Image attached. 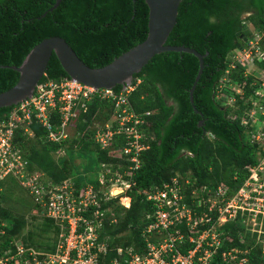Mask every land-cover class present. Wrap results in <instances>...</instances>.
<instances>
[{
    "label": "built area",
    "instance_id": "obj_1",
    "mask_svg": "<svg viewBox=\"0 0 264 264\" xmlns=\"http://www.w3.org/2000/svg\"><path fill=\"white\" fill-rule=\"evenodd\" d=\"M248 28L247 37L225 57L214 97L230 107L227 99L243 97L239 122L255 145L253 162L236 187L224 181L196 184L188 173L175 172L141 191L150 209L137 239L128 245L109 246L99 233L104 224L116 221L111 200L128 207L133 172L152 139L145 131L149 111H135L128 100L139 79L114 90L69 77L45 78L29 96L11 105L0 117V180L14 178L30 196L33 211L50 219L56 233L50 250L15 238L2 247L1 222L0 264H209L215 256L220 264H249L255 246L264 255V27ZM231 70L238 71L240 79L231 77ZM95 100L105 104L102 111L108 109L107 117L96 119V108L85 128L77 130L75 122L84 121L81 115ZM33 125L42 129L43 141L58 145L52 152L55 159L65 155L64 141L83 138L105 151L109 160L99 162L88 175L91 179L77 183L70 175L53 181L43 171L29 168L27 154L15 140L16 132L33 137ZM115 189L119 191L114 193Z\"/></svg>",
    "mask_w": 264,
    "mask_h": 264
},
{
    "label": "trees",
    "instance_id": "obj_2",
    "mask_svg": "<svg viewBox=\"0 0 264 264\" xmlns=\"http://www.w3.org/2000/svg\"><path fill=\"white\" fill-rule=\"evenodd\" d=\"M53 1L0 0V65L18 66L34 44L55 35L62 37L87 66L98 67L146 35L147 7L143 0H60L51 11H46ZM250 6L255 7V12L243 18L242 14ZM263 8L264 0L179 1L175 23L165 43L188 46L201 54L206 51L191 92V105L200 114L192 109L188 99L187 90L198 67L192 54L159 52L132 75V83L136 79L139 81L128 93V100L135 111H149L145 131L152 139L139 155L140 164L132 175L133 185L127 190L130 196L128 207L110 201L116 221L104 224L99 233L101 240L106 236L109 246L135 242L144 215L150 209L141 191L160 184L175 172L188 173L196 184L213 185L224 181L236 187L243 178L245 167L253 162L255 147L246 139L244 127L239 122V109L221 105L214 97V85L226 66L225 57L242 43L243 37H247L248 27H264ZM44 11L43 16L36 18ZM244 19L249 23L243 24ZM229 75L240 79L236 70H231ZM17 76L15 70L0 67V91L13 85ZM63 77L67 75L51 52L39 81ZM113 89H120V85ZM243 90L247 91L245 87ZM242 98L237 95L235 100L240 107H244ZM104 105L93 101L88 111L81 115L84 121L78 119L75 128L82 131L96 108V119L101 121L107 117L108 109L106 113L102 111ZM10 107H1L0 117ZM200 119L203 125H197ZM32 129L33 137L26 138L16 132L15 140L26 152L29 168L43 171L53 181L75 175L78 183L93 177L88 176L87 171L83 172L84 175L73 172L66 151H88L98 162L109 160L105 151L83 138L64 141L65 155L55 159L52 152L58 145L43 141L40 127L33 125ZM232 175H235L234 180ZM1 222L4 229L1 246L4 247L10 238L19 237L25 221L20 216L11 217L8 209L0 206ZM42 223L47 227L44 232L56 233L50 219L43 217ZM25 235L28 237L32 233L26 232ZM25 235L20 236L21 242L29 245L25 242ZM53 242L54 238L44 249L50 250ZM180 250L184 252V248ZM248 258L249 264L264 263V255L260 254L258 246L250 250ZM209 264H220L218 257L215 256Z\"/></svg>",
    "mask_w": 264,
    "mask_h": 264
},
{
    "label": "water",
    "instance_id": "obj_3",
    "mask_svg": "<svg viewBox=\"0 0 264 264\" xmlns=\"http://www.w3.org/2000/svg\"><path fill=\"white\" fill-rule=\"evenodd\" d=\"M59 1L54 0L46 11H51ZM143 1L147 7L145 37L102 66H87L76 56L62 37L55 35L42 38L34 44L18 66L0 65V67H8L18 73L15 83L9 88L0 91V108L14 105L31 94L44 73L51 52L54 53L61 68L67 77L71 78V81L75 80L91 87L103 88H113L119 84L121 90L125 88L124 85L132 81V75L138 72L154 54L162 51L190 53L196 57L198 63L193 81L187 90L191 105V92L201 72L202 58L206 51L204 50V53L201 54L188 46L165 43V39L175 23L177 5L180 0ZM44 13L45 11L36 18L43 16ZM242 39L244 40V37ZM191 106L195 112L199 113L193 105ZM201 122L202 119L198 120L197 125H200ZM253 147H255L254 144Z\"/></svg>",
    "mask_w": 264,
    "mask_h": 264
},
{
    "label": "rangeland",
    "instance_id": "obj_4",
    "mask_svg": "<svg viewBox=\"0 0 264 264\" xmlns=\"http://www.w3.org/2000/svg\"><path fill=\"white\" fill-rule=\"evenodd\" d=\"M226 103L232 105L231 109H239L238 116L243 114V107L238 106L236 102H232L231 99H227ZM232 115L233 114L230 116ZM247 134L248 132L245 131V136H247ZM66 155L71 163L73 172L76 171L79 175H81L84 171L93 174L99 167V162L96 161L92 152L66 151ZM0 206L8 209L11 217L14 218L16 216H20L25 221V225L22 228L19 237L16 238L17 242H21V235H25L26 232H31L32 235L28 237L25 235V242L29 244V246L33 247L32 244L34 243L39 246L38 248L44 249L47 244L51 243L54 238L53 232H44L47 227L46 224L42 223L43 216L33 211V202L30 196L14 178L8 177L0 182Z\"/></svg>",
    "mask_w": 264,
    "mask_h": 264
},
{
    "label": "flooded vegetation",
    "instance_id": "obj_5",
    "mask_svg": "<svg viewBox=\"0 0 264 264\" xmlns=\"http://www.w3.org/2000/svg\"><path fill=\"white\" fill-rule=\"evenodd\" d=\"M253 12H255V7L254 6H250L247 8V10L244 11V13L242 14L243 18L248 17L249 15H251ZM243 24H248L249 20L248 19H244L242 21Z\"/></svg>",
    "mask_w": 264,
    "mask_h": 264
},
{
    "label": "bare ground",
    "instance_id": "obj_6",
    "mask_svg": "<svg viewBox=\"0 0 264 264\" xmlns=\"http://www.w3.org/2000/svg\"><path fill=\"white\" fill-rule=\"evenodd\" d=\"M118 191H119L118 189H115V190H114V193H117Z\"/></svg>",
    "mask_w": 264,
    "mask_h": 264
}]
</instances>
